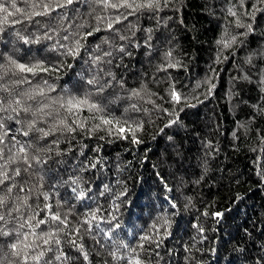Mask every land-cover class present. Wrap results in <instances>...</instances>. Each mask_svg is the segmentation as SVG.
<instances>
[{
  "label": "trees",
  "instance_id": "obj_1",
  "mask_svg": "<svg viewBox=\"0 0 264 264\" xmlns=\"http://www.w3.org/2000/svg\"><path fill=\"white\" fill-rule=\"evenodd\" d=\"M0 3L13 13L0 12V51L50 69H12L0 84L13 95H0L29 93L24 106L52 112L38 127L75 129L40 141L43 180L24 175L33 191L22 211L48 221L35 231L63 229L54 248L69 259L54 264H264V0H169L131 15L97 0ZM24 77L30 83H14ZM93 78L105 86L91 96L103 110L69 113L66 101L95 92ZM4 123L7 155L22 125ZM46 203L66 225L40 211ZM8 239L5 264L16 261Z\"/></svg>",
  "mask_w": 264,
  "mask_h": 264
},
{
  "label": "snow or ice",
  "instance_id": "obj_2",
  "mask_svg": "<svg viewBox=\"0 0 264 264\" xmlns=\"http://www.w3.org/2000/svg\"><path fill=\"white\" fill-rule=\"evenodd\" d=\"M74 0H65V4H72ZM98 3L103 4L105 7L110 8H127L131 9L133 14L137 10L148 9L152 11L161 10V5L164 7L168 6L169 0H117L116 3H113L112 0H97ZM63 7L64 5H60ZM12 8H16L15 3H12ZM45 8H48V5H44ZM17 12L20 9H16ZM0 12L7 13L12 15L13 13L9 12V9L4 6L3 3H0ZM42 13H35V15H41ZM233 15H235L233 13ZM8 16L4 17V20H7ZM124 19H127L125 16ZM120 19L117 18L115 23H119ZM113 27L112 23L108 24V28ZM251 26H249L250 28ZM2 31V29H0ZM91 35V33H88ZM50 38V37H49ZM67 39V37H65ZM124 39V37H121ZM234 39V38H233ZM24 43L27 44L29 41L24 39ZM78 45V42H77ZM227 46V45H226ZM72 51V50H70ZM123 51V49H121ZM75 54V53H73ZM99 59V58H97ZM12 69L18 70L20 73H31L35 75L37 72H48L50 69L45 67L42 61H37L31 65L21 63L15 58L14 55L7 52L0 51V70L3 71V75H0V81H3L5 76L8 75ZM15 74V73H13ZM27 81V77H24L21 80H17L14 83L16 85H21ZM89 85L94 87L98 84V81L93 78L87 81ZM105 90V86L101 85L95 87V92L88 93L83 97H72L68 101L67 111L72 112L74 108H79L81 106H87L89 110L102 111L103 109L97 103L91 100L93 94H102ZM0 92H6L11 97L13 95L12 90L4 84H0ZM21 95L27 96L29 100H34L35 96L29 93H22ZM21 95H16L11 100L6 99L4 96L0 95V114L4 113H15V115H0V129H6L4 123L5 119L15 120L17 124H21V128L16 130V133L11 136V140L14 142L8 149V154L6 155L3 148H0V237L10 238L7 240V247L11 251V255L16 257V261H8V264H29V259L33 261V264H41L43 259V264H54V261L63 262L64 260L69 259L67 255L62 251V249L54 248V246H59L61 240L57 238V233L63 231L62 228L57 227L54 230H41L36 232L35 229L40 225L47 224L46 219H36V216L39 213H34L32 216H27L24 211L25 209L31 208L32 205L29 203V200L32 198L29 194L32 193L33 188L26 187L28 184V179H24V175H38L41 180H43L42 166L46 164V160H42L41 156L38 155L39 152L44 150L40 141H43L50 135H54L56 131L66 129L69 132H74L75 129L70 125L66 124L64 120H60L59 124L54 125L47 130L43 127H38V124L44 123L45 117H51L52 112H46L45 109L49 108V104H43L42 106L37 107L33 110L31 104L24 106L22 104ZM36 95L44 97L46 93L43 89H40ZM133 95H138V93H133ZM176 100H179L178 96H175ZM56 103V101H53ZM61 107H65V103L60 104ZM134 107V106H133ZM21 113H24L26 116L33 117L28 119L26 124L21 119ZM38 114H42L37 118ZM103 123L106 125L112 124V121L109 119H104ZM79 127H83V124H80ZM10 129H6L3 136H0V144H4V136H7ZM33 133H39L40 135L35 137L36 142L33 143ZM17 135L28 137L29 139L21 142L17 139ZM135 140V137H133ZM139 142V141H136ZM50 150V149H49ZM40 166V171L33 167V165ZM12 165H16L12 167ZM31 170V171H30ZM20 178V179H17ZM34 187H42V185H36ZM16 191V196L13 197V192ZM75 191V189H74ZM23 193L24 195H20ZM44 200H48L49 196L46 193H41ZM83 195V194H81ZM39 199V196H37ZM37 207H39L37 205ZM40 211H47L49 213V219L56 222L58 225H66L67 217L62 218L59 212H52V205L45 204L44 208ZM217 215H220L217 213ZM93 218L94 215H93ZM87 223V221H85ZM10 224L15 226L9 227ZM27 229V231H21ZM78 231V229H77ZM72 245H76L75 240L68 241ZM82 247V246H78ZM56 251H59V254H55ZM47 252H53V256L44 259ZM84 259L87 260L88 256L85 253ZM0 264H5L4 259H0ZM139 264V261H137Z\"/></svg>",
  "mask_w": 264,
  "mask_h": 264
}]
</instances>
